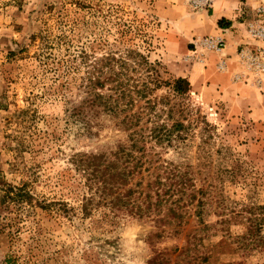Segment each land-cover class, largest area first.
Instances as JSON below:
<instances>
[{"label":"rangeland","instance_id":"1","mask_svg":"<svg viewBox=\"0 0 264 264\" xmlns=\"http://www.w3.org/2000/svg\"><path fill=\"white\" fill-rule=\"evenodd\" d=\"M254 3L235 60L219 68L227 42L220 54L206 52L210 74L172 99L185 107L176 116L185 128L172 144L150 150L154 159L189 167L205 191L201 218L156 233L148 221L112 226L97 223L98 212L81 216L87 189L77 156H111L127 133L115 125L119 119L105 116L87 129L75 115L80 55L137 50L160 62L165 77H178L175 39L203 25L198 16L213 4L0 0V264H148L156 257L164 264H264V73L238 59L243 48L264 49V39L251 33L264 26V0ZM256 218L263 224L250 240L247 225Z\"/></svg>","mask_w":264,"mask_h":264},{"label":"trees","instance_id":"2","mask_svg":"<svg viewBox=\"0 0 264 264\" xmlns=\"http://www.w3.org/2000/svg\"><path fill=\"white\" fill-rule=\"evenodd\" d=\"M228 25L219 21L221 28ZM90 56L85 49L81 51L85 70L75 115L84 120L87 129L105 116L119 119L115 125L126 131L127 142L118 145L111 156H77L75 164L83 171L87 189L80 205L82 218L98 212L103 215L97 221L100 224L113 226L126 218L148 221L158 229L156 233H163L165 226L183 225L191 215L201 218L205 191L197 188L190 168L154 159L150 151L164 142L172 144L174 132L185 128L183 119L176 117L185 107L172 99L190 93L189 80L165 77L167 71L160 62H151L137 50L118 56L107 53L94 60ZM165 88L169 93L159 96L157 92ZM163 116L166 121L158 122ZM257 219L247 225L250 240L256 239L253 231L263 224V219L254 223ZM159 259L148 264H164Z\"/></svg>","mask_w":264,"mask_h":264},{"label":"crops","instance_id":"3","mask_svg":"<svg viewBox=\"0 0 264 264\" xmlns=\"http://www.w3.org/2000/svg\"><path fill=\"white\" fill-rule=\"evenodd\" d=\"M254 6V0H213L211 9L202 10L198 16L204 20V24H198L185 32L183 31L180 40L175 39L177 50L181 52L180 63L175 66L177 68L176 76L187 78L191 85H195L202 79V76L206 78L207 74H210L211 67H209L204 57L208 52L206 53L198 43L199 39L206 36H222L225 38L228 57L223 59L227 63L235 60L234 56L238 46L245 42L243 39V28L247 20L244 18L247 15L249 17L250 13L253 12ZM193 16L194 18L197 17V15ZM220 20H223V23H229V25L222 28L219 27ZM172 36L175 37L174 35ZM173 37H170L169 43ZM209 55L213 54L209 53ZM206 65H208V70Z\"/></svg>","mask_w":264,"mask_h":264},{"label":"built area","instance_id":"4","mask_svg":"<svg viewBox=\"0 0 264 264\" xmlns=\"http://www.w3.org/2000/svg\"><path fill=\"white\" fill-rule=\"evenodd\" d=\"M204 6H211L213 0H203ZM251 33L253 36L259 39H264V26L257 23ZM199 45L205 52L220 54L225 50L226 40L222 36L204 37L198 40ZM238 59L243 65L254 68L260 73H264V49L251 50L243 48L238 52ZM227 65L225 61L219 64L220 69H226ZM241 75L237 74L236 78H240Z\"/></svg>","mask_w":264,"mask_h":264}]
</instances>
